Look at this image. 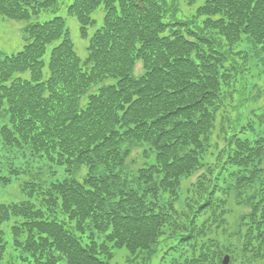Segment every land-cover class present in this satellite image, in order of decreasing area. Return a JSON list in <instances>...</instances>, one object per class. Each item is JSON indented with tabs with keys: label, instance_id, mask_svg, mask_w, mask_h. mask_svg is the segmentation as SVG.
I'll return each instance as SVG.
<instances>
[{
	"label": "trees",
	"instance_id": "trees-1",
	"mask_svg": "<svg viewBox=\"0 0 264 264\" xmlns=\"http://www.w3.org/2000/svg\"><path fill=\"white\" fill-rule=\"evenodd\" d=\"M196 1L0 0V264L264 261V0Z\"/></svg>",
	"mask_w": 264,
	"mask_h": 264
},
{
	"label": "rangeland",
	"instance_id": "rangeland-1",
	"mask_svg": "<svg viewBox=\"0 0 264 264\" xmlns=\"http://www.w3.org/2000/svg\"><path fill=\"white\" fill-rule=\"evenodd\" d=\"M203 0H197L194 4V8L198 5L202 4ZM63 16L66 18V23L71 33V39L75 45L77 53L80 57L85 58L87 56V45L88 39L83 38L80 33V24L76 18L70 17L63 12ZM97 26L89 28V35L91 36L96 28L102 24L103 12L100 10L96 15ZM25 22L23 21H14V20H2L0 17V51L6 53H16L22 50L24 46V41L22 38V28L25 26ZM50 52V48L47 52V57ZM7 121V118L4 117L3 119L0 118V126L3 125ZM7 151L2 148V144L0 141V161L6 162V159L3 156L7 155ZM24 158L19 157L16 162L20 164L23 162ZM6 167V166H5ZM29 167V174L36 175L39 168H45L47 165L45 162H38L32 161L28 165ZM58 177L61 175L58 173ZM12 181L8 184H3L0 182V203H10V202H19L26 199V195L22 191V185L26 181L30 179L28 174L23 175H15L14 173L10 175ZM232 214L229 221L232 224H236L239 220L242 212L244 213L245 209L236 207L234 205L231 206ZM0 231L4 232V236L7 240L10 239V228L5 225H0ZM123 253L125 252H118L114 260L111 264H130L124 259ZM157 260V258H156ZM158 261H155L153 264H157ZM159 264V263H158ZM160 264H167V261H161ZM256 264H264V261L258 262Z\"/></svg>",
	"mask_w": 264,
	"mask_h": 264
},
{
	"label": "water",
	"instance_id": "water-1",
	"mask_svg": "<svg viewBox=\"0 0 264 264\" xmlns=\"http://www.w3.org/2000/svg\"><path fill=\"white\" fill-rule=\"evenodd\" d=\"M229 261V256H226L225 259H224V263L227 264Z\"/></svg>",
	"mask_w": 264,
	"mask_h": 264
}]
</instances>
